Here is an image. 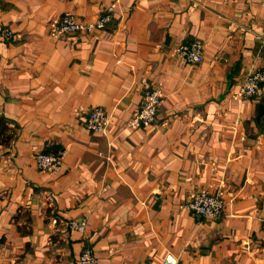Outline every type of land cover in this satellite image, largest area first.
Returning <instances> with one entry per match:
<instances>
[{
  "label": "crops",
  "instance_id": "1",
  "mask_svg": "<svg viewBox=\"0 0 264 264\" xmlns=\"http://www.w3.org/2000/svg\"><path fill=\"white\" fill-rule=\"evenodd\" d=\"M110 6L102 29L51 32ZM196 39L191 64L176 48ZM263 41L264 0H0V264H79L86 247L99 264H264V83L238 95ZM156 84L154 122L126 127ZM96 105L104 133L84 125ZM58 150L60 172L38 171ZM199 187L221 216L184 206Z\"/></svg>",
  "mask_w": 264,
  "mask_h": 264
},
{
  "label": "built area",
  "instance_id": "2",
  "mask_svg": "<svg viewBox=\"0 0 264 264\" xmlns=\"http://www.w3.org/2000/svg\"><path fill=\"white\" fill-rule=\"evenodd\" d=\"M113 7H108L105 12L92 21H83L72 13L63 14L53 22L51 32L53 35H64L72 33H90L95 29H102L111 19ZM1 36L5 39L13 37V32L4 28ZM264 43V41H263ZM203 43L201 40H193L189 43H182L177 46L176 53L183 56L191 63L202 61ZM264 83V67L250 70L244 76L238 95L248 98L257 93L259 86ZM163 99L162 87L159 84L147 88L141 98L139 107L135 114L126 122V127L136 128L152 124L157 116L160 104ZM84 125L91 132L104 133L109 124V115L104 107L92 106L85 112ZM63 150L57 152L39 151L34 154L36 167L40 172L57 174L60 172L63 163ZM184 206L197 214L206 217H219L223 213L224 201L220 191L211 192L205 187L194 189ZM262 230L264 231V217L261 218ZM71 230L85 231V220L69 219L65 222ZM79 264H99L96 255L89 247L84 248L78 257ZM161 264H176V258L167 255Z\"/></svg>",
  "mask_w": 264,
  "mask_h": 264
}]
</instances>
